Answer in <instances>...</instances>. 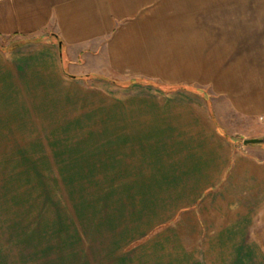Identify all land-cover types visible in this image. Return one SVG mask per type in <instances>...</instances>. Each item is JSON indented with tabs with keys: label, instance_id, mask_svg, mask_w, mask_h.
Listing matches in <instances>:
<instances>
[{
	"label": "crops",
	"instance_id": "crops-1",
	"mask_svg": "<svg viewBox=\"0 0 264 264\" xmlns=\"http://www.w3.org/2000/svg\"><path fill=\"white\" fill-rule=\"evenodd\" d=\"M130 3L0 0V90L22 94L33 83L76 78L105 90L138 85L168 98L196 96L199 112L158 101L146 108L151 115L140 109L142 120L123 121V160L135 157L142 177L156 181L144 186L135 222L157 229L123 250V264H264L256 235L264 228V143L242 142L264 137V10L222 17L235 20L228 46L208 59L201 40L184 80L159 82L142 76L143 4Z\"/></svg>",
	"mask_w": 264,
	"mask_h": 264
},
{
	"label": "rangeland",
	"instance_id": "rangeland-1",
	"mask_svg": "<svg viewBox=\"0 0 264 264\" xmlns=\"http://www.w3.org/2000/svg\"><path fill=\"white\" fill-rule=\"evenodd\" d=\"M133 1L143 4L142 76L159 82L183 81L189 50L199 59L201 40L208 59L228 46L235 20L227 15L264 10L263 0ZM75 79L33 83L22 94L0 90V264H123V250L157 230L135 222L144 186L156 181L143 178L135 157L123 160V121L151 115L146 108L158 101L188 102L199 112L197 97L168 98L138 85L105 90ZM256 235L264 253V228Z\"/></svg>",
	"mask_w": 264,
	"mask_h": 264
},
{
	"label": "water",
	"instance_id": "water-1",
	"mask_svg": "<svg viewBox=\"0 0 264 264\" xmlns=\"http://www.w3.org/2000/svg\"><path fill=\"white\" fill-rule=\"evenodd\" d=\"M244 145L247 144H262L264 143V137H253V138H245L242 140Z\"/></svg>",
	"mask_w": 264,
	"mask_h": 264
}]
</instances>
